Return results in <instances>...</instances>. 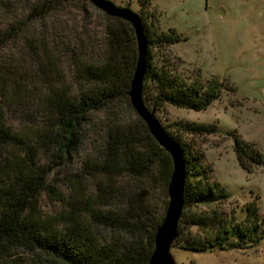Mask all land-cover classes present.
I'll return each instance as SVG.
<instances>
[{
  "label": "trees",
  "instance_id": "16d2710c",
  "mask_svg": "<svg viewBox=\"0 0 264 264\" xmlns=\"http://www.w3.org/2000/svg\"><path fill=\"white\" fill-rule=\"evenodd\" d=\"M139 3L144 12L150 0ZM94 8L88 0H0V259L5 264H150L169 205L173 161L138 115L134 122L122 117L123 108L136 113L128 95L138 61L132 26L101 11L96 24ZM143 27L146 107L156 113L167 106L207 110L223 84L215 78L188 82L178 64L155 62L150 45L165 49L182 38L175 30H153L151 40L144 21ZM174 126L179 136L167 133L183 153L189 146L180 135L217 133L212 124ZM234 141L243 170L264 166L254 144ZM184 159L185 204L173 247L193 253L256 247L264 226L256 203L246 206L244 216L225 213L221 206L230 200L225 189L197 157ZM46 196L54 206L49 213L40 206ZM19 251L31 258H13Z\"/></svg>",
  "mask_w": 264,
  "mask_h": 264
},
{
  "label": "rangeland",
  "instance_id": "374dc122",
  "mask_svg": "<svg viewBox=\"0 0 264 264\" xmlns=\"http://www.w3.org/2000/svg\"><path fill=\"white\" fill-rule=\"evenodd\" d=\"M108 1L139 14L151 40L153 30H175L182 38V42L165 49L150 45L155 62L178 64L179 74L188 82L197 79L206 84L215 78L223 84L220 98L207 110L167 106L156 113V118L174 136H179L174 126L177 122L216 125L217 133L211 136L180 135L182 143L189 146L184 147V157H197L212 181L230 196L222 211L234 210L238 217L244 216L246 206L255 202L264 216V166L248 173L234 152L237 138L254 144L264 155V0H150L144 12L139 0ZM90 12L98 24L100 11ZM14 117L9 114L11 123L18 125L20 121L14 123ZM122 117L134 122L137 114L123 108ZM64 183L61 180L60 185ZM40 206L47 213L54 210L47 196ZM263 229L255 236L260 241L250 250L193 253L173 247L171 252L177 264H264ZM20 255L31 258L22 251L13 258ZM5 262L0 259V264Z\"/></svg>",
  "mask_w": 264,
  "mask_h": 264
},
{
  "label": "water",
  "instance_id": "95a60500",
  "mask_svg": "<svg viewBox=\"0 0 264 264\" xmlns=\"http://www.w3.org/2000/svg\"><path fill=\"white\" fill-rule=\"evenodd\" d=\"M104 14L128 22L136 35L138 61L128 93L131 105L143 120L150 134L166 150L173 161V173L168 187L169 205L162 225L155 237V249L150 264H177L172 255L174 242L178 238V224L184 209V187L187 167L181 145L175 141L156 118V111H150L143 101V82L147 70L148 43L141 16L129 8H121L108 0H88Z\"/></svg>",
  "mask_w": 264,
  "mask_h": 264
}]
</instances>
